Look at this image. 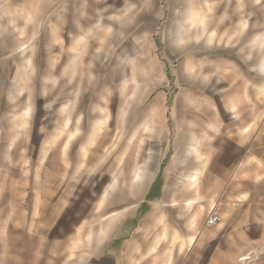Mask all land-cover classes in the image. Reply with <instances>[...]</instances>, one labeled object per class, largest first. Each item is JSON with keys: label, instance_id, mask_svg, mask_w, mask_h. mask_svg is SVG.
Returning a JSON list of instances; mask_svg holds the SVG:
<instances>
[{"label": "rangeland", "instance_id": "1", "mask_svg": "<svg viewBox=\"0 0 264 264\" xmlns=\"http://www.w3.org/2000/svg\"><path fill=\"white\" fill-rule=\"evenodd\" d=\"M262 63L264 0H0V164L12 163L13 140L62 178L44 209L61 216L37 220L32 237L17 231L31 227L16 221L15 205H1L5 244L34 249L33 264H95L109 254L160 264L170 252L155 194L172 145L226 123ZM154 154L138 193L137 168Z\"/></svg>", "mask_w": 264, "mask_h": 264}, {"label": "crops", "instance_id": "2", "mask_svg": "<svg viewBox=\"0 0 264 264\" xmlns=\"http://www.w3.org/2000/svg\"><path fill=\"white\" fill-rule=\"evenodd\" d=\"M196 19L195 16L192 21ZM260 70L255 79H245L244 101L228 106L226 123L214 122L210 131L202 127L186 131L172 145L174 153L168 158L164 186L155 194L161 195L155 205L156 221L158 225L163 223L158 228L160 245H169L170 252L167 248L164 255L160 252V264H246L241 259L248 256L252 258L248 264H264V63ZM154 124L150 116L144 127L150 130ZM3 131L0 128V142L4 140ZM10 151L12 163L0 164V207L15 205L16 221L28 222L31 227L17 231L21 237H32L38 231L34 228L37 220L51 221L61 216L60 208L52 210L47 206L44 212L57 196L61 168L47 162L34 164L25 143L16 146L11 140ZM142 158L137 155L133 163L138 164ZM155 161L154 154L145 167L137 168L138 193L150 179ZM162 162L160 176L165 169ZM154 180L149 194L157 181ZM169 209L171 224L166 223ZM214 212L220 218L209 227L206 222ZM108 227L107 233L110 224ZM50 228L46 222L40 231ZM7 233L0 229V264L38 263L34 249L21 242L10 245L9 241L6 245ZM54 250V244L46 249L52 256ZM99 258L95 264H125L119 255ZM50 260L54 264L55 259L49 258L48 264Z\"/></svg>", "mask_w": 264, "mask_h": 264}, {"label": "built area", "instance_id": "3", "mask_svg": "<svg viewBox=\"0 0 264 264\" xmlns=\"http://www.w3.org/2000/svg\"><path fill=\"white\" fill-rule=\"evenodd\" d=\"M219 215L216 213V212H214V213H212L210 216H209V218H208V220H207V225L209 226V227H212V226H214L215 224H217V222L219 221ZM252 260V258H250L249 256L248 257H246V258H243V259H241V262H248L249 263V261H251Z\"/></svg>", "mask_w": 264, "mask_h": 264}, {"label": "trees", "instance_id": "4", "mask_svg": "<svg viewBox=\"0 0 264 264\" xmlns=\"http://www.w3.org/2000/svg\"><path fill=\"white\" fill-rule=\"evenodd\" d=\"M154 188H155V184L152 186V190H153ZM152 190H151V191H152ZM149 195H150V198L153 197V196L151 195V192H150Z\"/></svg>", "mask_w": 264, "mask_h": 264}]
</instances>
